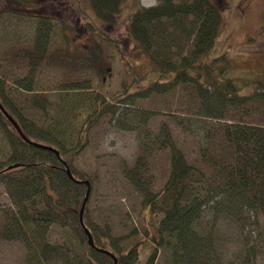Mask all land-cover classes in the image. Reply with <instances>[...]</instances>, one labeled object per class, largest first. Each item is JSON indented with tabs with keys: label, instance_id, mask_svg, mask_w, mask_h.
Masks as SVG:
<instances>
[{
	"label": "trees",
	"instance_id": "trees-1",
	"mask_svg": "<svg viewBox=\"0 0 264 264\" xmlns=\"http://www.w3.org/2000/svg\"><path fill=\"white\" fill-rule=\"evenodd\" d=\"M88 1L93 21L98 19L112 27L117 25L126 3V0ZM43 19L45 17L39 19L42 27L36 36L35 48L25 53L31 70L45 55L41 40L47 32L42 30H49V24ZM126 20V37L132 42L131 47H135L130 59L122 56L119 42L110 36V31L99 29V37L112 48L113 59L118 58L124 65L127 84L110 99L121 102L129 94L131 101L123 102L121 109L129 114L128 110L134 108L131 122L137 117L147 124L154 115L150 110L135 108L136 99L150 94L164 95L178 86L187 87L189 101L203 115L219 122L230 113L246 110L251 102L264 104V73L257 76L238 72L237 62L229 51L214 53L223 22L222 8L215 0H157L148 7L134 0L129 4ZM138 59H146L144 69L143 65L136 64ZM86 64L92 67L90 62ZM140 69L142 74H139ZM94 71L97 77L103 73V69ZM87 81L82 78L62 88L66 104L59 120L66 125L58 128L56 122L36 126L22 114L19 105L0 90V132L9 149L8 156L0 160V182L4 183L14 205V210L2 212L0 237L29 240L31 247L25 264H51L59 254L67 256V248H78L81 240H84L85 250L76 255L82 264H114L110 256L97 248L114 253L117 264H138L141 255L148 250L145 264H152L159 247L170 250L173 264H214L210 254L215 250L214 239L209 232L207 235L199 233L205 209L212 212L215 220L226 216L242 226L247 224L242 218L243 209L264 213V125L228 118L216 126L218 139L234 155L233 163L222 164L206 154L208 149H202L199 161L190 163L168 128L161 127L153 143L167 147L170 154V173L162 189L154 192L150 187L145 157L137 156L133 166L126 169L127 179L142 196V207L149 214L159 216L156 229L146 231L148 238L119 249L121 238L112 237L108 228L89 217L87 200L83 221L93 237L94 246H90L78 220L87 186L70 179L66 166L76 180L89 181L91 192V179L74 165V158L85 147V137L98 119L105 114L114 117L121 111L109 98L106 100V95L91 90ZM23 87L31 90L29 84ZM33 96L29 99L30 107L46 113L51 107L46 96ZM5 113L17 122L27 140L20 136ZM124 125L119 127L124 128ZM128 129L132 127L128 125ZM75 132L78 138L72 143ZM35 143L54 148L57 153ZM52 177L62 178V183L73 189L76 204L73 216L77 219L79 233L67 227L61 199L48 190ZM53 224L68 229L70 244L64 246L48 241ZM256 247L264 251V239L255 246L253 243L243 245L245 259L240 264H249L248 257L256 255Z\"/></svg>",
	"mask_w": 264,
	"mask_h": 264
},
{
	"label": "rangeland",
	"instance_id": "rangeland-1",
	"mask_svg": "<svg viewBox=\"0 0 264 264\" xmlns=\"http://www.w3.org/2000/svg\"><path fill=\"white\" fill-rule=\"evenodd\" d=\"M133 1L126 0L117 25L112 27L98 19L93 21L88 0H0V90L4 96L18 104L22 114L36 126H50L56 122L58 128L66 125L59 120L66 104L62 88L84 78L91 90L100 91L106 95V100L120 92L127 84L126 71L118 58L113 59L112 48L102 42L99 29L110 31V36L119 42L122 56L130 59L135 47H131L132 42L126 37V17L129 4ZM138 1L145 7L157 3V0H143L148 3L145 5L142 0ZM215 1L222 8L223 22L214 53L229 51L237 62L238 72L261 76L264 73V0H244L246 4L238 3V0ZM44 17L43 22L49 24V30H42L47 32L41 40L45 55L31 70L25 53L35 48L36 36L42 27L39 19ZM184 41L182 38L181 42ZM86 61L93 68L87 66ZM146 62V59H138L136 64L142 66ZM95 68L103 69L99 77L95 75ZM140 71L142 69L139 70L142 74ZM25 84H29L30 91L25 90ZM67 92L73 94V91ZM34 94L46 96L51 105L46 113L30 107L29 99ZM128 96L121 102L110 99L121 112L114 117L109 114L100 117L88 131L85 147L74 158V165L92 182L87 202L88 215L94 222L108 228L112 237L121 238L119 249H126L135 241L148 238L146 231L156 229L159 216L149 214L142 207V196L127 179L126 169L133 166L137 156L145 157L150 187L154 192L162 189L170 173V154L167 147L153 143L161 127L168 128L170 136L190 163L199 161L202 149H208L206 154L214 157L217 164H222L233 163L234 155L218 139L216 126L228 118L251 125H264L263 103L251 102L246 110L233 114L229 112L219 122L194 107L189 101L186 86H178L164 95L150 94L136 99L133 102L135 108L150 110L154 115L147 124L138 121L137 117L131 122L134 108L128 110L129 114L121 109L124 108L123 102L131 101ZM121 124H125L124 128L119 127ZM127 124L132 129H128ZM77 138L75 132L72 143ZM8 153L0 132V160L5 159ZM209 173L207 171V176ZM61 179L52 177L48 190L55 198L61 199L67 227L75 228L79 233L77 219L73 216L76 207L73 189ZM7 209L14 210V205L4 183L0 182V230L2 212ZM242 218L247 222L245 226L232 222L226 216L215 220L212 212L205 209L199 222V233L207 235L209 232L214 239L215 250L210 253L214 264H240L245 259L243 245L253 243L255 246L264 239V213L243 209ZM47 238L53 244L65 246L71 243L68 229L60 224L52 225ZM80 243L78 248H67L68 257L61 253L51 264H82L76 255L85 250L84 240ZM29 247V240L0 237V264H25ZM255 249L257 253L248 257V263L264 264V251H260L259 247ZM147 255L148 250L141 255L138 264H145ZM152 264H173L170 250L159 247Z\"/></svg>",
	"mask_w": 264,
	"mask_h": 264
},
{
	"label": "water",
	"instance_id": "water-1",
	"mask_svg": "<svg viewBox=\"0 0 264 264\" xmlns=\"http://www.w3.org/2000/svg\"><path fill=\"white\" fill-rule=\"evenodd\" d=\"M1 107V105H0ZM2 108V107H1ZM8 120L12 123V125L15 127V129L18 131V133L20 134V136L22 138H24L25 140H27L26 136L24 135L23 131L21 130L20 126L17 124V122H15V120L12 119V117L10 115H8L7 113H5ZM36 144V143H35ZM40 147H43V148H47V149H51V150H54L56 153L57 151L54 149V148H51L49 146H44V145H40V144H36ZM66 173L68 175V177L72 180H74L75 182H79V183H84L86 186H87V189H86V192H85V196L83 198V201H82V204L80 206V209H79V213H78V220H79V223H80V226L82 227V230L86 236V239H87V242L90 246H94V242H93V237L89 231V229L85 226L84 224V221H83V214H84V209H85V206H86V202L88 200V197H89V192H90V186H89V181L88 180H83V181H79V180H76L72 174H71V171L69 169L68 166H66ZM100 252L104 253V254H107L108 256H110L112 259H113V262L114 264H117V259H116V256L114 253H112L111 251L107 250V249H104V248H97Z\"/></svg>",
	"mask_w": 264,
	"mask_h": 264
},
{
	"label": "flooded vegetation",
	"instance_id": "flooded-vegetation-1",
	"mask_svg": "<svg viewBox=\"0 0 264 264\" xmlns=\"http://www.w3.org/2000/svg\"><path fill=\"white\" fill-rule=\"evenodd\" d=\"M247 1H251V0H247ZM243 3V4H246V1H244V0H238V3ZM241 8H243V6H241Z\"/></svg>",
	"mask_w": 264,
	"mask_h": 264
},
{
	"label": "bare ground",
	"instance_id": "bare-ground-1",
	"mask_svg": "<svg viewBox=\"0 0 264 264\" xmlns=\"http://www.w3.org/2000/svg\"><path fill=\"white\" fill-rule=\"evenodd\" d=\"M142 3H143V4H145V5H147V4H148V3H146V2H143V0H142Z\"/></svg>",
	"mask_w": 264,
	"mask_h": 264
}]
</instances>
